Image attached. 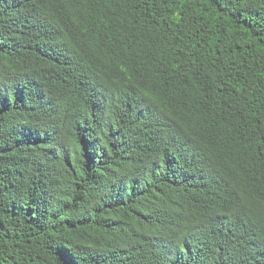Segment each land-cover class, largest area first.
Returning <instances> with one entry per match:
<instances>
[{
	"label": "trees",
	"instance_id": "trees-1",
	"mask_svg": "<svg viewBox=\"0 0 264 264\" xmlns=\"http://www.w3.org/2000/svg\"><path fill=\"white\" fill-rule=\"evenodd\" d=\"M0 264H264V0H0Z\"/></svg>",
	"mask_w": 264,
	"mask_h": 264
}]
</instances>
